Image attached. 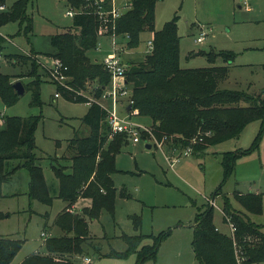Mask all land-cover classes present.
<instances>
[{
    "label": "trees",
    "instance_id": "1",
    "mask_svg": "<svg viewBox=\"0 0 264 264\" xmlns=\"http://www.w3.org/2000/svg\"><path fill=\"white\" fill-rule=\"evenodd\" d=\"M9 1L0 0V3L7 4ZM33 1L14 0L7 11L0 13V28L18 22V35L24 33L29 39V34L33 33V18L27 11ZM61 1H65L75 12L73 26L50 36L52 49L44 54L61 60L68 68L66 76L70 89L61 88L54 82L58 92L69 101L90 105L88 113L81 119L87 132H83V135L76 132L75 137L68 141L63 160L68 161L69 165L56 167L55 163L51 164L60 184L59 198L66 204L55 220L62 234L45 240L46 254L34 253L21 264H76L74 260L85 253L84 246L93 242L90 222L100 219L104 212L115 217L119 190L112 176L117 172L116 158L130 139L125 134L112 135L107 113L98 104L111 86V75L103 62L91 56L103 38L99 34L103 27L109 28L107 37L115 35L118 39H126L129 50L139 47L145 33L153 35L152 51L139 63L127 62L125 76L132 94L130 116L150 119L152 131L159 141L166 137V143L171 141L170 144L182 149L190 147L193 154H198L208 147L239 137L251 123L259 121L260 130L251 147L223 154L224 182H227L234 175L239 158L258 150L264 138V99L245 92L221 90L220 83L228 75L226 66L183 68L180 63L178 16L165 23L161 30H156V7L160 0H130L126 11L115 22L111 17L105 23L98 15L96 0ZM105 1L104 8L111 11V1ZM6 48L7 40L0 36V57ZM4 55L9 63L12 60H31L21 53ZM205 55L210 64H215L221 56L227 63L235 58L234 53L227 51ZM31 64L32 73L37 78L24 86L26 90L34 92L35 100L39 103L41 81L37 74L38 65L34 61ZM14 80V76L2 71L0 63V98L6 107L15 105L20 99L14 89ZM89 83L94 84L93 98L82 93V90H88ZM40 120L38 116L7 117L0 129V199L4 196L2 186L18 169L27 168L31 198L48 206L53 205L43 169L37 164L39 158L35 154V133ZM50 160L53 158L50 157ZM9 161L24 163L9 170ZM220 195H223L222 188L215 193L213 200ZM121 196L130 197L124 190ZM83 198L91 200V206L79 213H71ZM234 199L241 209L236 208L232 200L223 197L222 211L224 222H228V217L236 227L235 240L217 231L213 207L197 216L193 250L199 264H238L237 250L246 259L245 264H264V226L252 221L247 214L262 213V194L238 192ZM134 222L137 229L141 227L140 216H135ZM122 238L128 246L127 251H114L101 256L122 258L136 253V264L156 260L160 242L154 246H143L147 236L142 234L123 235ZM23 245V240L0 237V264H12Z\"/></svg>",
    "mask_w": 264,
    "mask_h": 264
},
{
    "label": "rangeland",
    "instance_id": "2",
    "mask_svg": "<svg viewBox=\"0 0 264 264\" xmlns=\"http://www.w3.org/2000/svg\"><path fill=\"white\" fill-rule=\"evenodd\" d=\"M13 2L10 0L7 5ZM128 2L115 0V6L117 10L124 11ZM69 11L70 7L65 1L34 0L27 11L33 18V33L29 34V39L24 33L18 35V22L0 28V34L7 40L4 54L21 53L31 58L9 63L3 54L0 61L2 71L14 76L15 83L21 81L29 84L37 78L32 73L31 63L34 61L38 65L37 74L41 81L39 103L35 100L34 92L26 90L18 102L10 107H6L0 98V113L5 120L13 116L41 117L35 133V154L40 159L38 164L43 169L47 190L53 198L52 206L31 198L27 168L18 169L2 186V194L6 197L0 199V237L24 241L12 264H19L34 252L46 254V237H42V232L51 230L52 234H62L54 220L62 211L64 202L58 198L59 180L52 171L51 163H55L56 167L64 166L66 161L63 157L68 141L77 133L83 135V132H87L81 119L88 113L90 105L69 101L63 95L56 97L57 85L48 69L53 58L44 54L52 49L50 36L73 26V17L67 15ZM176 16L183 68L226 66L228 75L220 83L221 90L245 92L264 99V0H160L156 7V30H161L165 23ZM202 34L206 35L204 41L197 43ZM103 38L97 50L91 54L94 60L100 62L114 48L112 39ZM151 40L152 34L145 33L137 49L129 50L125 46L128 50V53H125L126 50L123 52L125 61H142L151 52L148 48ZM121 41L124 40H117L118 48ZM129 51H133V54ZM223 51L234 53V60L227 63L221 56L215 64H210L205 55ZM19 76L22 78L17 79ZM93 86L89 83L88 90H82V93L93 98ZM260 125L259 121L253 122L239 137L208 147L198 154L184 155L186 149L170 144L171 141L159 147L145 133H141L143 141L140 143L130 141L118 154L117 172L112 176L119 190L115 217L104 212L100 219L90 222L93 242L84 246V255L76 258L75 263L88 264L84 259L89 257L91 264H136V253L122 258L101 255L127 251L123 235L142 234L149 235L143 240V246H154L160 242L156 260L145 264H199L193 250L197 216L213 207L216 227L230 232L223 220V197L232 200L234 206L241 209L234 199L238 192L252 194L258 191L262 194V213L247 214L252 221L264 226V138L258 150L239 158L235 173L227 182H224L222 166L224 153L251 147ZM147 144H151L152 148L148 149ZM169 156L173 157V166ZM19 163L9 161L7 167L12 170ZM220 188L223 195L213 200ZM122 190L130 197H122ZM47 213L50 218H46ZM135 216L142 219L138 229L135 227Z\"/></svg>",
    "mask_w": 264,
    "mask_h": 264
},
{
    "label": "built area",
    "instance_id": "3",
    "mask_svg": "<svg viewBox=\"0 0 264 264\" xmlns=\"http://www.w3.org/2000/svg\"><path fill=\"white\" fill-rule=\"evenodd\" d=\"M112 4V10L107 11L104 8L105 0H96V4L99 5L98 7V15L103 23L107 21L108 18L115 22L117 18H119L122 15V11L117 10L115 6V0H110ZM130 4V0L128 4L125 7H128ZM8 10L7 4L0 3V13L5 12ZM68 16L74 17L75 12L69 11L67 13ZM99 34L101 37H105L109 34V28L103 27ZM0 36H3L0 34ZM204 34H202L196 41L197 43H202L205 39ZM107 37V36H106ZM110 39H112V44L114 46L113 52L110 53L102 62L106 68V70L111 75V86L108 88V90L104 93L101 100L98 101V104L102 106V108L107 113L108 123L111 128L112 135L116 134H125L129 137L130 141H132L135 144L140 143L143 141L141 138V133H145L150 136V140H154L159 147H162V145L168 140L166 137L159 141L151 127H145L143 125H140L136 123L130 114H124L126 113L125 110L128 109V107L131 105L132 107V94L131 90L127 86L126 78H125V64L123 63L121 57H120V48L117 46V37L115 35L111 36ZM149 49L152 51L153 49V43L152 41L149 42ZM2 57V56H1ZM0 57V61H1ZM52 64L48 66V69L50 71L52 80L57 83L61 88L64 89H70L67 81L68 77L66 76V72L68 70L67 67L64 66V64L59 59H52ZM62 94L58 92L56 94V97L59 98ZM93 101V100H91ZM0 122L4 123V115L0 113ZM192 153V148H187L184 155H189ZM173 157L169 156V162L171 163V166H173L174 161H171ZM179 159V158H177ZM215 205V203H213ZM227 218V224L229 225L230 229V236L235 240L236 238V227L235 225ZM45 236V234L43 235ZM237 261L238 264H245L246 259L242 257V253L237 250ZM86 263L91 264L92 259L89 257L85 258Z\"/></svg>",
    "mask_w": 264,
    "mask_h": 264
},
{
    "label": "crops",
    "instance_id": "4",
    "mask_svg": "<svg viewBox=\"0 0 264 264\" xmlns=\"http://www.w3.org/2000/svg\"><path fill=\"white\" fill-rule=\"evenodd\" d=\"M126 8L127 7H125V9H124V11H122V12H125L126 11ZM105 38V37H104ZM103 38V39H104ZM107 39H110V38H108V37H106ZM105 38V39H106ZM152 39H153V35H152ZM124 41H121V43H119V45H120V57H121V59H122V61H123V63L124 64H126L127 63V61H125V59H124V51L126 50V52L125 53H128V50L127 49H125V46H126V39H123ZM118 41H119V39H118ZM152 41V40H151ZM150 42V41H149ZM149 42H148V48H149ZM130 52V54H133L132 52L133 51H129ZM148 54V53H147ZM128 59H131L133 62H139V61H136L135 59H132V58H129V57H127ZM126 58V59H127ZM143 58H145V56L143 57ZM144 59H142V61H143ZM129 62V61H128ZM141 62V61H140ZM126 111V113H124V114H129V112L127 111V110H125ZM132 119L136 122V123H138V124H140V125H144V126H147V127H151V125H152V122H151V120L150 119H148V118H144V117H139V116H134V117H132ZM4 123H5V117H4ZM4 123H2V122H0V126L2 127L3 125H4ZM239 150H241V149H239ZM40 160V159H39ZM39 160H37V164H38V161ZM66 161V160H65ZM22 163H24V162H22V161H20V163L18 164V165H21ZM52 164V163H51ZM70 163L68 162V161H66V164L64 165V166H66V165H69ZM39 165V164H38ZM40 166V165H39ZM51 166V165H50ZM16 167V166H15ZM15 167H13V168H15ZM8 168V167H7ZM12 168V169H13ZM9 169V168H8ZM59 188H60V184H59ZM240 194H246V193H244V192H239ZM252 194H261L260 192H253ZM4 197H6V195H4ZM59 198V197H58ZM60 199V198H59ZM91 206V200H89V199H80L79 201H78V203L74 206V208L71 210V213H79V212H81V210L83 209V208H85V207H90ZM66 207V204L64 203V207L63 208H65ZM62 208V211L64 210ZM61 211V212H62ZM60 212V213H61ZM59 213V214H60ZM58 214V215H59ZM57 215V216H58ZM57 216H56V218H57ZM7 217V216H6ZM46 218H50V215L47 213L46 214ZM56 218H55V220H56ZM55 220H54V224H55ZM223 220H224V215H223ZM226 225L229 227V225L226 223ZM56 226V225H55ZM230 230V229H229ZM217 231H221V232H224V233H226V234H228V235H230V232H226L225 231V229L223 228V229H218L217 228ZM45 234V236H43ZM52 236H55V234H52V231L51 230H49L48 232L46 231L45 233L44 232H42V237H46L45 238V240L47 239V238H49V237H52ZM147 236H149V235H147ZM45 240H44V243H45ZM38 251V250H37ZM36 251V252H37ZM35 253V252H34ZM34 253H32V254H34ZM38 253V252H37ZM32 254H30V255H32ZM30 255H28V256H30ZM28 256H26V258L28 257ZM26 258H24L23 260H22V262L26 259ZM85 258H87V257H85ZM91 259V258H90ZM85 260V259H84ZM22 262H20L19 264H21Z\"/></svg>",
    "mask_w": 264,
    "mask_h": 264
},
{
    "label": "water",
    "instance_id": "5",
    "mask_svg": "<svg viewBox=\"0 0 264 264\" xmlns=\"http://www.w3.org/2000/svg\"><path fill=\"white\" fill-rule=\"evenodd\" d=\"M14 89L16 90L17 94H18V97L20 98L21 96H23L25 94V86L24 84L21 82V81H18L16 83H14ZM131 105L128 107L127 111L130 112L131 111ZM146 147L148 149H151L152 148V145L151 144H147Z\"/></svg>",
    "mask_w": 264,
    "mask_h": 264
}]
</instances>
